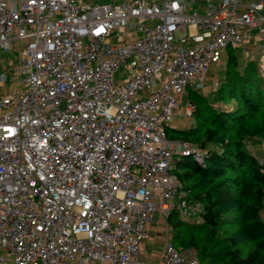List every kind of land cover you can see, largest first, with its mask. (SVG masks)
I'll list each match as a JSON object with an SVG mask.
<instances>
[{
    "label": "built area",
    "instance_id": "2783aa9c",
    "mask_svg": "<svg viewBox=\"0 0 264 264\" xmlns=\"http://www.w3.org/2000/svg\"><path fill=\"white\" fill-rule=\"evenodd\" d=\"M258 36L264 0H0V47H21L0 66L17 81L0 94V264H206L168 224L143 256L158 216L201 222L175 164L207 150L166 128L224 51L264 71Z\"/></svg>",
    "mask_w": 264,
    "mask_h": 264
},
{
    "label": "trees",
    "instance_id": "16d2710c",
    "mask_svg": "<svg viewBox=\"0 0 264 264\" xmlns=\"http://www.w3.org/2000/svg\"><path fill=\"white\" fill-rule=\"evenodd\" d=\"M219 85L191 89L194 123L166 128L169 137L207 150L205 165L180 156L175 172L203 204L201 222L174 208L166 216L173 244L194 247L206 264H264V168L250 140L264 139V71L255 60L228 49ZM191 84L186 88H190Z\"/></svg>",
    "mask_w": 264,
    "mask_h": 264
},
{
    "label": "rangeland",
    "instance_id": "374dc122",
    "mask_svg": "<svg viewBox=\"0 0 264 264\" xmlns=\"http://www.w3.org/2000/svg\"><path fill=\"white\" fill-rule=\"evenodd\" d=\"M87 2H96V1H103V0H85ZM257 32V30H252V33L255 34ZM259 41L258 44L259 45H263L264 44V37L262 36H258ZM19 45L21 43V41L17 42ZM19 48H21L20 46L17 48H11V49H4L2 47H0V66H2L3 64L6 66H12V64H17L19 62ZM239 54L242 55L243 58H251L252 60H255L257 62V64H259V55H251L249 56L248 54H242V52L237 51ZM251 54V53H250ZM253 54V53H252ZM227 57V51L223 52V56H222V60L225 62V59ZM12 61V64H11ZM224 62L219 65L218 67H211L210 71L206 74L205 80H204V84L202 86V88L197 87L196 83H192L190 88H186L184 90L183 93H180L177 97L179 100V105L176 107L175 109V114L173 116V119L170 121V125L173 128H181V127H188L189 124V119L185 116L186 113V107H187V100L189 99V92L191 89L194 88H199L202 92H204L205 94H208L209 92H211L212 87H215L214 85H212V83L216 80L220 78V70L224 64ZM17 84V81L15 79H12L10 74H9V78L6 80V82L3 83V86L0 85V94L1 93H5L8 91V89L10 88L9 85H13L15 86ZM195 104V103H194ZM194 112V109H193ZM192 112V115H193ZM194 117V116H193ZM194 120V119H193ZM159 221V225H164L165 224V217L163 216H159V218L157 219ZM157 222V221H156ZM161 235L163 236V230L161 231ZM189 248V247H187ZM186 249V248H184ZM148 253V252H146ZM153 262V261H152Z\"/></svg>",
    "mask_w": 264,
    "mask_h": 264
},
{
    "label": "crops",
    "instance_id": "0c3cea01",
    "mask_svg": "<svg viewBox=\"0 0 264 264\" xmlns=\"http://www.w3.org/2000/svg\"><path fill=\"white\" fill-rule=\"evenodd\" d=\"M195 8H196V5H195V3H193V5L189 9V11L193 10ZM242 54H244V53H242ZM263 144H264V139L259 138V137H255V138L250 140L249 146H250L251 151L255 155L260 156L261 154H263V148H264ZM262 215L264 218V209L262 211ZM158 218H159V216H158ZM158 223H159L158 220H157V222L154 223L152 230H151V237L148 240H146L143 244V256L147 259H150L151 261H154V262H157L159 259L160 253H161L162 248H163L164 236H165L166 231H167L166 220H165L164 225H159ZM162 230H163V236L161 235ZM146 252H148V253H146Z\"/></svg>",
    "mask_w": 264,
    "mask_h": 264
},
{
    "label": "bare ground",
    "instance_id": "6f19581e",
    "mask_svg": "<svg viewBox=\"0 0 264 264\" xmlns=\"http://www.w3.org/2000/svg\"><path fill=\"white\" fill-rule=\"evenodd\" d=\"M255 151V150H254ZM262 155V154H261Z\"/></svg>",
    "mask_w": 264,
    "mask_h": 264
}]
</instances>
